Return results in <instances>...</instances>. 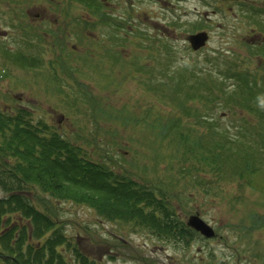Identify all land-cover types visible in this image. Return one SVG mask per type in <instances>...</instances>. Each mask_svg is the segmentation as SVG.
Returning a JSON list of instances; mask_svg holds the SVG:
<instances>
[{"label": "rangeland", "instance_id": "374dc122", "mask_svg": "<svg viewBox=\"0 0 264 264\" xmlns=\"http://www.w3.org/2000/svg\"><path fill=\"white\" fill-rule=\"evenodd\" d=\"M164 1L159 6V0H89L87 3L78 0H0V42L6 43L10 49H20L41 58L37 64L39 68H21L5 59L0 52V74L4 71L0 76V110L16 111L25 107L34 121L44 119L60 133L75 131V125L80 123L77 117L90 116L67 108L65 102L63 106L58 104V100L64 101L66 96H58L51 90L46 68L58 52L61 56L67 54V60L72 61L77 55L85 59L79 66L81 73L76 77L83 84L80 97L85 98L83 93L87 92L107 107V115L100 117L99 113L98 118L102 119L101 127L116 135L115 141L121 148L118 153L129 160L137 152L140 164L144 161L151 168L153 162L149 161V157L155 154L156 139L163 148L167 139L162 141L157 138L160 132L158 124L166 121L173 110L169 96L159 93L158 98H152L143 88L140 73H135V65L129 67V63L134 62L131 60L150 66L152 58L158 56L152 51L154 49L150 51L151 55L143 50L146 45L156 48L158 38L166 36V44L173 52V57L170 55L171 63L167 62L169 66L192 59L197 61L199 68L212 70L214 77H220L217 75L219 60L232 56L238 58L237 68L248 71L250 83L256 80V84H259L262 80L257 78L264 77V68L260 67H264V53L256 54L258 48L255 46L260 44L264 47V39H255V45L251 46L245 38L249 27L264 20L262 14L257 13L258 9L252 13L253 19L248 16L249 4L264 7V0H247L245 5L237 4L233 10L234 5L226 2L229 0ZM197 12L210 15L209 23L213 26H210L211 34L205 46L192 52L186 48L185 38L192 30L191 23L196 21ZM127 16L131 18L129 22L124 19ZM172 21L180 25L190 24L178 30L179 24L172 25ZM257 29L262 31L260 26ZM138 32L142 34L141 37L136 36ZM100 39L103 40L101 46L106 50L94 43ZM110 44L115 45L114 51L107 52ZM114 53L119 64L117 61L112 64L109 59L99 62ZM157 78L160 79V76ZM66 81L68 83H65L64 90L72 93L75 84L71 79ZM229 83H235V79L231 77ZM200 103L205 105L202 100L195 102L196 105ZM208 109L220 113L217 104H212ZM223 109L225 112L221 122L228 125L235 122L232 117L238 121L239 117L242 119V116L251 115L245 112L240 114L239 111L230 113L227 108ZM108 140L106 136V144ZM164 151L170 150L167 148ZM163 166L159 165V168L163 169ZM176 169L174 164L171 175L178 179L176 187L183 190L187 186L184 196L179 195L178 199H174L173 205L179 217L185 221L190 215H196L215 232L211 239L197 237L187 247L181 243L177 245L171 241L157 240L148 232L131 231L125 223L121 226L106 222L87 206L49 200L35 187L25 186L17 193L26 196L39 211L51 209L53 215L50 217L60 226L66 241L60 247L61 256L68 264H80L71 247L95 264H218L231 259L255 264L251 262L252 258L258 259L256 264H263L264 226L258 230L244 229V226L249 218L253 219L257 214L264 216V209L260 207L261 198L264 197V170L260 171L262 174L254 173L249 183L243 180L245 186L241 194L244 198L239 203H228L217 199V182L213 185L216 195L212 198L188 178H182ZM147 176L149 179L150 176ZM234 186L227 189L233 198L239 192L238 187ZM2 195L0 190V197ZM243 231L246 238L241 236Z\"/></svg>", "mask_w": 264, "mask_h": 264}, {"label": "trees", "instance_id": "16d2710c", "mask_svg": "<svg viewBox=\"0 0 264 264\" xmlns=\"http://www.w3.org/2000/svg\"><path fill=\"white\" fill-rule=\"evenodd\" d=\"M78 1L87 3L89 0ZM124 19L127 22L131 20L130 16ZM77 24H80L79 20ZM191 25L198 27V24ZM136 36L141 37L142 34L138 32ZM102 42V39L94 41L100 49L103 48ZM158 42L156 48L146 45V49H143L149 54L154 49L152 51L158 54L152 58L150 66L139 65L135 60L129 63V67L135 65L134 71L140 73L143 88L151 97L158 98L159 93L169 96L173 110L166 121L158 124L160 132L157 138L162 141L167 139L164 148L156 139L155 154L149 157V161L153 162L151 168L144 161L140 164L137 152L129 160L118 153L121 148L115 141L116 135L101 127L102 119L98 118L99 113L100 117L107 115V107L87 92L83 93L85 98L80 97L83 84L76 77L81 73L79 66L85 59L77 55L74 61H69L67 54L61 56L58 52L46 68L49 80L46 79L51 90L58 96H66V100H58V104L63 106L65 102L67 108L90 116L77 117L80 123L75 125V131L60 133L44 119L34 121L25 107L16 111L0 110V190L3 193L0 197V224L2 218L8 219L14 215L28 220L32 236H45L44 252L38 255L39 259L44 260H36L34 264H68L61 256L60 247L66 241L60 226L50 217L53 215L50 208L46 212L39 211L26 196L17 193L25 186L35 187L49 200L87 206L106 222L121 226L125 223L131 231L148 232L157 240L171 241L177 245L181 243L187 247L199 236L185 225L173 205L174 199H178L179 195L184 196L187 189L186 185L183 190L176 187L178 179L171 175L174 164L177 173L201 187L206 196L213 198L216 195L213 185L217 182V199L228 203H239L244 198L241 194L244 193L243 180L249 183L254 173L262 174L264 77L257 78L262 80L260 85L256 84V80L250 83L248 71L237 68L238 58L232 56L219 60L217 75L220 77H214L212 70L199 68L197 61L192 59L169 66L172 49L166 41ZM0 52L5 59L21 68H39L37 64L41 58L36 54L10 49L4 42H0ZM117 58L115 53L108 54L99 62L109 59L112 64L115 61L119 64ZM61 73L64 77H61ZM2 74L4 71L0 76ZM231 77L235 83H229ZM66 78L75 84L72 93L64 90L65 83H68ZM201 100L204 106L195 104ZM212 104H217L220 113L208 109ZM223 108L230 113L239 111L240 114L245 112L251 115L242 116V119L239 117L238 121L232 117L235 122L228 125L221 122L225 112ZM106 136L109 137L107 144ZM167 148L169 152L164 151ZM163 164V169H160L159 165ZM231 185L239 190L234 198L227 190ZM253 188L257 189L256 186ZM260 207L264 209V197L261 198ZM263 226L264 216L257 214L253 219H248L244 229L258 230ZM22 234L26 235V232L22 231ZM241 236L246 238V233L243 231ZM8 243L9 237L1 235L0 249L9 255L18 252ZM257 249L261 250L260 247ZM71 250L80 264H94L76 248L71 247ZM16 260L8 258L0 264H33L22 254ZM257 260L252 258L251 262L256 264ZM218 264H247V260H222Z\"/></svg>", "mask_w": 264, "mask_h": 264}, {"label": "flooded vegetation", "instance_id": "af4514ba", "mask_svg": "<svg viewBox=\"0 0 264 264\" xmlns=\"http://www.w3.org/2000/svg\"><path fill=\"white\" fill-rule=\"evenodd\" d=\"M245 1H226L227 3H230L233 6L232 10L234 8L237 7V4H239L240 2H246ZM162 2L165 3L164 0H159L160 5L162 6ZM249 9H250V13H249V17H251V19H253V15L252 13L254 12V9H258L257 13H261L263 18H264V7L261 6H256L253 3L249 4ZM210 18L208 17H204V20L201 21V23L199 24V29L198 31H206L209 36L211 34L210 31V26H213L212 24L209 23ZM258 25H254L249 27V32H246L245 38H246V42L248 45L251 44L255 45V39L257 38H263L264 39V20L258 21ZM260 26V28L262 29V31H258L257 27ZM208 36V37H209ZM258 49L256 51V54H261L262 52L264 53V47L263 45H255ZM252 49V47H250ZM250 50V49H248ZM251 51V50H250ZM252 52V51H251ZM14 216L11 215L9 216V218L7 219V217L2 218L1 219V224H0V236H4V237H9V245L13 247V249H15L16 253H12L11 255L4 253L1 249H0V263H3L4 260L6 259H10L11 261L16 260V258L22 254L24 255L25 259H29V261H33L34 262L37 261H43L44 258L39 259L38 255L43 254L44 250L42 251V246H43V242H44V235H41L40 238H35L34 236H32L31 234V227L29 226L28 220L27 219H23V218H17L16 216L13 218ZM22 231L26 232V235L22 234ZM10 233V234H8ZM7 235V236H6ZM25 239V240H24ZM38 239V240H35ZM24 240V241H23ZM35 240V241H34ZM16 245H18V248L16 247ZM88 261H90L88 259ZM16 262H18L16 260ZM19 264V263H16ZM95 264V262H94Z\"/></svg>", "mask_w": 264, "mask_h": 264}, {"label": "water", "instance_id": "95a60500", "mask_svg": "<svg viewBox=\"0 0 264 264\" xmlns=\"http://www.w3.org/2000/svg\"><path fill=\"white\" fill-rule=\"evenodd\" d=\"M205 39L206 36L204 33H198L188 36L189 44L193 50H197L203 44ZM186 225L198 231L201 235L205 237L214 236L213 229L196 215H190L187 218Z\"/></svg>", "mask_w": 264, "mask_h": 264}]
</instances>
